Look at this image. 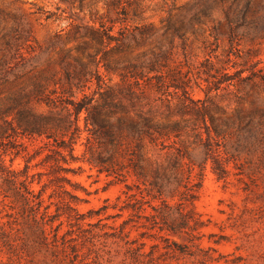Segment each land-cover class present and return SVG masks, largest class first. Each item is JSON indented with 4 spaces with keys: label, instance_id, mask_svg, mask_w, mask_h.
Returning <instances> with one entry per match:
<instances>
[{
    "label": "rangeland",
    "instance_id": "obj_1",
    "mask_svg": "<svg viewBox=\"0 0 264 264\" xmlns=\"http://www.w3.org/2000/svg\"><path fill=\"white\" fill-rule=\"evenodd\" d=\"M229 2L0 0V55L5 52L3 34L19 28L27 35L21 52L11 60L8 81L0 84V98L42 85L43 91L34 93L32 109L63 115L66 108L72 110L71 99L87 96L95 103L107 85L114 92L122 90L121 76L107 73L104 62L133 60L143 52L151 56L173 44L167 65L161 70L165 78L182 80L195 99L206 96L207 84L214 78H230L207 96L229 114L237 109L254 113L255 122L264 121V116L256 113L264 111V29L241 25L238 35L231 39L224 13ZM204 3L212 5L210 15L191 23L193 12ZM243 12L247 21L257 16L261 20L264 0H236L229 14L240 21ZM115 17L122 21L114 25L112 34L118 35L127 26L128 36L132 32L137 35V40L129 36V45L118 52L114 41L98 43L101 24L109 27V20ZM168 17L184 22L182 38L164 31ZM143 24H150L152 29L140 37L135 28ZM261 25L264 28V22L257 26ZM145 88L138 108L153 121H167L169 110L168 121L192 118L176 113L177 98ZM116 100L127 103L121 97ZM128 110L133 116L134 110ZM84 116L82 111L72 156L59 147L60 133L51 138L13 133L0 141V264H264V157L260 147L242 149L236 156L231 154L233 138H216L214 146L218 145L222 160L228 161L229 173L217 179L208 159L197 179L199 162L205 157L196 142L194 132L198 131L183 130L177 137L158 139L157 145L144 142L138 150L144 166L167 165L173 148L168 145L173 144L184 148L190 158L186 159L184 174L179 173L186 183L191 172L190 183L182 190L187 193L188 188H196L191 184L200 181L193 207L203 225L197 230L172 231L168 224L181 207L174 191L176 171L169 176V183L164 182L160 198L151 199L150 177L137 179L132 173L131 162L137 160L133 146L120 155L116 146L100 144L87 129L91 125H86ZM118 116L126 114L117 111L111 118ZM58 150L65 156L61 157ZM109 154L118 158L115 169L109 174L98 173L95 164ZM24 183L33 190L35 201L39 202L37 195L42 193L43 201L34 208L23 200L32 195ZM130 194L135 196L128 198ZM66 200H71L79 218L69 224L63 214L54 221V226L63 222L61 236L54 241L53 229L46 224L49 239H43L34 215L40 220L45 211L53 214L60 208L62 212Z\"/></svg>",
    "mask_w": 264,
    "mask_h": 264
},
{
    "label": "trees",
    "instance_id": "obj_2",
    "mask_svg": "<svg viewBox=\"0 0 264 264\" xmlns=\"http://www.w3.org/2000/svg\"><path fill=\"white\" fill-rule=\"evenodd\" d=\"M219 3L225 0H217ZM236 0H231L228 4V9L224 11L225 19L228 26V34L231 39L238 35V28L241 25L252 24L254 29H264L263 26H257L260 21L264 22V17L259 20L252 17L250 21L245 19V13L243 12L241 16V22L238 16L230 17V11L233 3ZM249 1L246 3V8L248 10ZM212 5L210 3H204L201 8L194 11L190 17V22H202L205 17L210 15ZM256 11V10H255ZM258 12V11H256ZM125 15V12H122ZM258 14V13H257ZM111 25L109 27H104L101 24V29L99 31L100 35L98 38V43L103 44L104 40L108 43L115 42V50L121 51L124 47L128 46L129 36L137 40V35L131 33L129 36L125 33L128 30L127 26H123L119 30L118 35L112 34L114 25L122 20L120 18H112L109 20ZM179 23V25H177ZM140 37H143L150 29L151 25L143 24L141 26H136ZM184 22L178 20L177 22L171 21V17L166 19V25L164 26V31H170L173 37L182 38L184 33ZM27 35L21 31L19 28H15L11 33H5L2 35V41L5 44V52L0 55V84L8 81V74L10 71V63L12 58L16 57L21 51V45L26 40ZM171 47L173 44L162 53H152L151 56H147L146 53H139L133 60L124 59L116 60L114 62H104L103 66L107 73H114L121 76L122 90L119 92H114L112 87L107 85V88L100 93V100L92 103L90 98L87 96L81 97L79 100H69L72 106L65 109V113L61 115L58 113H43L36 112L32 109V102L36 95L34 93L43 91L44 87L42 85L37 86L35 89L26 91L24 89L18 90L17 92L9 93L8 95L0 98V141L4 138H8L13 133L25 135V136H45L46 138H51L55 133H60L62 137L59 147L66 149L70 156L73 155L74 145H75V134L79 130V120L82 111H85V122L86 125H91V132L95 135L96 139L100 144L109 143L116 146L119 149V154L122 151L128 152L129 148L133 146L134 155L137 160L132 163V173L137 179H148L150 191L148 194L151 195V199L160 198L159 196L165 190V183H169V176L176 171L175 179L177 181V187L174 189L179 196V205L177 207L176 213L177 217L174 221L168 224V227L175 231L179 229H190L197 230L201 227L202 221L199 218L198 213L194 210V200L196 197L195 189L199 187L200 181L191 184L192 187L188 188L189 192H184L181 187H187V183H190V175L186 177V183H182V178L180 174H184V165L186 159H190L186 152L182 149L173 146V144L168 145L171 148L172 153L170 155L167 165L159 167H153L151 163L150 166H144L140 163L141 155L138 150L142 147L144 142L149 144L157 145V140L160 138L170 139L171 136L177 137L183 130L190 129L194 132L197 138L196 142L202 147V152L204 154V159L199 162V172L197 173V179L201 178L202 170L207 164L208 159L211 162V169L215 173L217 179H224L229 170L226 166L228 161L222 160L218 145L214 146L216 143V138H224V140L232 139L234 144L232 155H238L240 150H250L252 147H260L262 149V154L264 157V121L263 119L255 122V114L243 113L241 110H234L233 113H227L226 109L218 105L213 99L207 96V93L212 90H218L219 86L225 82L229 81L230 78H214L211 82L207 84L206 96L204 98H193L188 90L186 84L178 79L165 78L161 73L163 67L167 65V60L169 59L171 53ZM159 73V74H158ZM142 81V82H141ZM145 85H142L143 82ZM145 86L152 87L157 93L161 95H169L171 98H177V108L176 113L183 116L185 114H190V120H174L168 121L171 115L169 110L166 114L167 121L158 122L153 121L152 117L147 113L140 110L138 107L141 104V98L146 92ZM172 89V92L170 91ZM69 95L73 97V92L68 91ZM120 95V96H119ZM142 96V97H141ZM119 97L124 98L127 103H120ZM169 100V99H167ZM137 107V108H136ZM131 108L134 110L133 116H129V110ZM169 109V105H167ZM117 111H122L126 114L125 117L118 116L116 119H112V115L117 113ZM259 113L260 117L264 116V111H256ZM73 117V118H72ZM202 132L205 133V137ZM65 137H68L66 140ZM162 147L164 144H161ZM61 157H64L63 153L58 150ZM66 161V160H64ZM118 158L114 155L109 154L107 158L100 157L97 164L98 173L106 172V174L111 173L117 164ZM27 160L25 166L28 168ZM192 162V161H188ZM193 164V163H192ZM92 165V164H91ZM191 169V168H190ZM161 170V171H160ZM167 170L169 172H167ZM145 181V180H144ZM143 181V182H144ZM26 190L31 193L32 197L23 198L24 202L30 207L34 208L38 203L43 201L42 193L37 195L39 202L34 200L36 195L33 194V190L29 189L28 185ZM126 188L129 189V185L125 184ZM180 186V188H179ZM193 190V191H191ZM67 195L68 193L64 191ZM127 194V192L124 191ZM134 194H130L128 198L134 197ZM71 197V196H70ZM165 200H162L164 203ZM41 205V204H40ZM39 205V206H40ZM156 209L155 206H151ZM55 213H50L45 211L40 216V220L34 215V220L39 226L42 237L48 240V232L44 226L49 225L53 229V234L51 238L57 240L61 235L59 234V229L63 224L60 221L54 226V221L59 220L64 214L66 221L71 224L73 220L78 219L77 209L72 205L71 200H66L63 203L62 212L60 208L55 210ZM168 213V212H167ZM168 215V214H167ZM50 217L45 220V217ZM165 216V214H162ZM165 219V217H163ZM162 230V228H161ZM179 230V231H183ZM184 230V231H185ZM57 245V241H56Z\"/></svg>",
    "mask_w": 264,
    "mask_h": 264
}]
</instances>
